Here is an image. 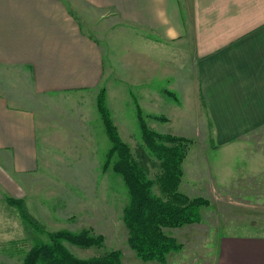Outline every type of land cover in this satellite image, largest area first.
<instances>
[{
	"label": "rangeland",
	"instance_id": "obj_1",
	"mask_svg": "<svg viewBox=\"0 0 264 264\" xmlns=\"http://www.w3.org/2000/svg\"><path fill=\"white\" fill-rule=\"evenodd\" d=\"M69 7L82 30L101 48L104 69L99 87L106 88L118 131L148 177L156 178L158 161L142 144L135 103L149 127L190 140L179 190L190 197L203 196L210 204L201 209L200 223L165 229L182 243L180 251L167 256L166 264H213L211 251L219 236L264 235V172L263 176L246 174L251 166H263L264 158L247 155L242 148L248 150V143L218 146L213 141L216 130L203 98L199 103L192 84L184 91L178 84L181 67L182 75H189L193 51L183 46L179 56L173 44L154 42L159 39L156 32L125 22L114 26L110 20L114 13L100 16L81 0H70ZM165 89L175 97L164 93ZM35 110L37 170L30 184L25 177L18 178L24 189L20 198L29 214L46 231L87 228L103 236L101 247L66 243L78 257L115 249L121 253L122 264H158L141 260L128 245L122 219L128 193L117 174L101 168L110 143L94 92L39 94ZM249 135L252 139L264 135V129L250 130ZM153 190L159 194L156 185ZM36 240L48 239L29 227L14 207L0 201V264H21Z\"/></svg>",
	"mask_w": 264,
	"mask_h": 264
},
{
	"label": "crops",
	"instance_id": "obj_2",
	"mask_svg": "<svg viewBox=\"0 0 264 264\" xmlns=\"http://www.w3.org/2000/svg\"><path fill=\"white\" fill-rule=\"evenodd\" d=\"M69 1L0 0V201L22 197L18 178L30 184L37 170L38 95L92 90L96 98L103 80L101 48ZM81 1L100 16L114 13V26L156 32L154 42L173 44L179 56L189 47L191 70L183 76L179 69V88L192 84L199 103L203 98L213 141L248 143L247 155L264 158V135L247 136L264 129V0ZM263 168L251 166L246 174L263 176ZM211 252L213 264H264V235L219 236Z\"/></svg>",
	"mask_w": 264,
	"mask_h": 264
},
{
	"label": "trees",
	"instance_id": "obj_3",
	"mask_svg": "<svg viewBox=\"0 0 264 264\" xmlns=\"http://www.w3.org/2000/svg\"><path fill=\"white\" fill-rule=\"evenodd\" d=\"M164 93L175 97L168 89ZM95 106L110 143L101 168L103 171L110 168L117 174L128 193V203L124 206L122 215L128 232V245L141 260L166 264L167 255L180 251L182 243L168 235L165 229L200 223L201 209L210 204L203 196L190 197L179 190L183 174L182 162L190 140L149 127L140 106L135 103L142 144L158 161L159 172L152 179L135 158L129 144L122 139L107 105L105 87L99 88ZM157 119L166 120L161 116ZM154 185L159 194L154 192ZM5 200L18 211L29 227L36 232L45 233L48 239L36 240L25 251L21 264H122L121 253L115 249L81 258L66 246L67 243L80 248L101 247L102 235H94L87 228L78 231H46L43 224L29 214L23 199L6 196Z\"/></svg>",
	"mask_w": 264,
	"mask_h": 264
}]
</instances>
